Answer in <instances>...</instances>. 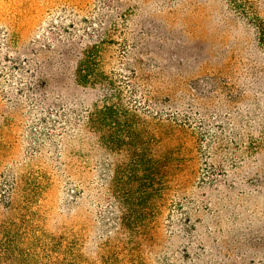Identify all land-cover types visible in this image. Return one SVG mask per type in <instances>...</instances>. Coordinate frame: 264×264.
<instances>
[{
	"label": "rangeland",
	"instance_id": "obj_1",
	"mask_svg": "<svg viewBox=\"0 0 264 264\" xmlns=\"http://www.w3.org/2000/svg\"><path fill=\"white\" fill-rule=\"evenodd\" d=\"M107 104L155 162L143 179L117 183L130 154L92 122ZM4 232L20 252L0 264H264L255 25L231 0H0Z\"/></svg>",
	"mask_w": 264,
	"mask_h": 264
},
{
	"label": "trees",
	"instance_id": "obj_2",
	"mask_svg": "<svg viewBox=\"0 0 264 264\" xmlns=\"http://www.w3.org/2000/svg\"><path fill=\"white\" fill-rule=\"evenodd\" d=\"M232 6L239 13L244 15L255 25L260 40L264 46V18H261L254 11L251 0H231ZM97 49L93 47L85 53V58L81 61L77 69V80L80 85L88 86L98 80L99 73L96 71ZM125 111L117 104H107L98 111L92 122L94 126L102 131H109L103 135L104 144L111 150L126 149L130 154V161L122 169L117 178V183L127 180L129 177H135L138 180L143 179L142 171L144 168L155 165L153 159L147 156V151L140 147L141 138L133 129L123 130ZM153 163V164H152ZM17 238V237H16ZM20 252L19 246L15 244V237L9 232H4L3 238L0 239V258L4 259L9 255H15ZM19 256L27 255L18 253Z\"/></svg>",
	"mask_w": 264,
	"mask_h": 264
}]
</instances>
